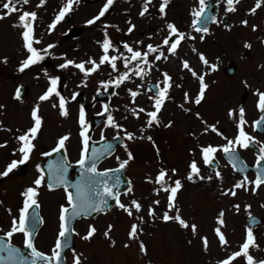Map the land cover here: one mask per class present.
Here are the masks:
<instances>
[{"label": "rangeland", "instance_id": "1", "mask_svg": "<svg viewBox=\"0 0 264 264\" xmlns=\"http://www.w3.org/2000/svg\"><path fill=\"white\" fill-rule=\"evenodd\" d=\"M65 1L45 0L41 5L39 0H28L18 5L13 0L19 11H13L0 19V105L3 106L0 107V144L9 139L19 141L17 137L34 126L35 121L31 115L33 108L38 107L37 114L41 117V126L37 131L39 137L36 138L38 147L33 149V159L21 172L15 170L17 164L9 175L0 177V232L9 231L13 218H18L25 200L22 193L28 187L35 186L33 182L39 170L37 165L46 159L44 153L57 145L61 136L68 135L64 145L72 160L77 158L83 140L79 122L81 103L86 104L82 109L87 126L95 114L102 110L98 98L108 95V84H113L116 87L115 94L109 95L113 121L122 127H114L110 122L104 123L95 130L94 138L115 135L124 137L123 144L116 148L114 156L104 165H120L122 161L128 160L129 152L132 154L127 163V174L133 186L121 201L131 208L132 214L129 215L118 205L106 214L77 222L75 248L68 252V261L72 263L75 257H79V264H218L240 250L247 235L246 224L252 214L263 219L260 221L261 226L257 227L259 241L254 247H249L248 254L256 261L264 260V186L253 191L248 184L250 181L246 182L242 176L234 173L226 161L223 162V172L217 176V172L204 163L202 154L203 146L219 147L225 142L218 137L220 132L229 138L237 136L239 130L236 131V124L239 122L240 108L246 111L244 124L251 125L259 115L254 110V103L258 97L257 92L264 91V8L253 17L241 14L231 28L218 26L207 34L205 42H201L199 35L194 34L191 23L194 18L192 13L199 8V0H170V6L163 15L159 12L161 0H150L151 8L145 17L140 16L142 18L138 16L146 0L141 3H137V0H121L122 3L115 4L103 23L90 27H86L84 22L98 11L102 0L94 5L79 1L70 23H61L52 32L49 30L50 20ZM5 2L7 0H0V13L6 11L2 8ZM132 3L137 5L131 7ZM38 6L40 17L36 16L37 22L32 24L35 29L32 46L42 58L21 71L20 65L30 53L25 47L22 35L25 29L18 16ZM126 6H129L130 11L124 10ZM243 18L249 19L244 26L241 25ZM129 22H135L138 27L129 32ZM169 22L177 23L185 33V42L174 53L175 61L171 63L166 59H155V75L153 68H150L152 73L147 72L142 75V79L130 75L131 82L120 80L132 67L129 60L131 54L128 58L124 57L125 48L120 45L121 41L127 40L134 50L139 49L143 53L148 42H153V46L162 44ZM255 24L256 30L253 27ZM74 26L82 27V32L77 38H67L65 34ZM105 35L117 46L118 54L122 56L121 61H115V69L105 62L85 75L74 65L60 67L65 60H73L76 63L85 61L87 65L84 67L87 69L89 59L99 60L104 55L102 42ZM50 44L53 47L48 48ZM246 44L250 47H246ZM199 51L207 55L210 64L217 60L222 63L220 71H211L210 66L207 67L206 76L210 75L204 78L207 97L200 109L195 98L200 88L199 73L203 74L205 68L199 64ZM158 53H152L153 60ZM149 56L151 53L147 61ZM125 60L129 62L126 64ZM44 61H49L51 65L44 66ZM184 61L188 62L189 68L183 67ZM231 62L238 66L234 75L225 72ZM165 71L170 74L171 80L162 104L164 111L157 113L158 122L149 125L150 117L147 114L155 110V98L158 95L149 90L150 79L147 78H158L156 81L164 86ZM193 71L196 76L192 75ZM52 77L58 78L55 87L60 96L66 99L67 115H61L56 92L44 100L39 99L52 87ZM18 86L26 88L22 99L15 95ZM78 92L82 93V97L75 99ZM132 92L137 95L133 97ZM141 108L144 111H140ZM229 110H232L231 116ZM199 112L203 115L202 122ZM169 121L170 126H166ZM201 123L212 124L217 131L203 134L204 125ZM245 132L250 137H257L259 145L264 148V135L262 141L252 130ZM127 133H132V138ZM19 144L20 141L0 148V172ZM246 151H243V156L252 163L253 156ZM193 161L199 169V175L193 173V178L189 180ZM162 169L166 171L163 184L156 181ZM177 179L182 186L170 202V189ZM237 184L241 186L236 187ZM47 189L43 184L39 196L43 203L44 224L39 230L36 246L41 251L52 252L56 240L60 238L58 207L67 200L65 190L51 192ZM233 190L235 195L228 194ZM133 200L140 203L139 211L132 206ZM150 208L153 215H149ZM177 211L189 226L196 225L195 233L191 227H182L174 219H162L165 212L174 217ZM221 212L223 224L218 221ZM133 223L137 225L134 238L129 236ZM89 226L95 227L96 231L93 237L84 239ZM216 228H220L227 243H220ZM105 231H108V236L104 235ZM13 237L17 243L23 242L21 232L14 233ZM202 237L207 238V248ZM141 242L145 251L140 249ZM230 264H247V260L241 253Z\"/></svg>", "mask_w": 264, "mask_h": 264}, {"label": "snow or ice", "instance_id": "2", "mask_svg": "<svg viewBox=\"0 0 264 264\" xmlns=\"http://www.w3.org/2000/svg\"><path fill=\"white\" fill-rule=\"evenodd\" d=\"M16 2H19V0H16ZM28 0H23V3H27ZM74 0H67V2L65 3V5L63 7H61V9L59 10V13L56 15L55 19L52 21V24L50 25L49 30L51 31V29L55 26V24L57 23V21L61 20L65 13L69 12L72 8ZM76 2H79V0H76ZM169 0H162V2L159 5V12L161 15L164 14L165 12V6L168 4ZM262 0H256V7H259L261 4ZM39 3L41 5H43L45 3V0H39ZM150 0H146L143 9L141 10V12L139 13L141 16H143L145 14V12L148 10V6H149ZM235 3V0H227V4L229 6V10L234 11L235 8L232 7V5ZM113 4V0H106V3H104L103 7L101 8V10L99 11L98 15L93 17L92 19H89L86 21L87 24H92L94 23L95 20L99 19L100 17L105 15V12L108 10L109 6ZM199 9L194 11L192 14L194 17H196V19L193 20V25H197L199 23V18L202 17L204 10H205V0H199ZM2 8L5 9L6 11L3 13H0V19H2L4 16L10 14L13 11H19L13 4V0H7V2L2 4ZM250 11H255V8L250 9ZM36 17V13L34 11H23L19 16H18V20L22 23L25 31L22 33L23 37H24V41H25V47L27 48L28 52L30 53V55L27 57V59H25L21 65H20V70L22 71L24 68L28 67L30 64H33L35 62H37L38 60H40L42 57L40 55V53L38 52V50L36 48H34L32 46V41H33V36H32V32H33V28H32V24H31V20H34ZM26 18H31L26 19ZM242 23H247V21H242ZM134 27V25H131L128 28V31L131 32L132 28ZM255 27V26H253ZM167 28L170 30L171 33L177 34V39L175 40V42H170V40L166 37L163 40L164 44H170L171 46L167 49L169 52L174 53L175 49L177 47V45L180 43V40H182L184 38V33L183 32H179V30L176 28V26L173 23H168L167 24ZM197 31H203V32H207L208 29L205 27L203 29L201 28H197ZM201 39H203V37H201ZM48 48L53 47V45H48ZM103 51H104V55H102L99 59V63H97V61L95 60H89V63L92 65L90 68L85 69L84 67V62H80V63H76L73 60H65V62L63 64L60 65L61 68H64L68 65H74L76 68L80 69L82 72L85 73V75H87L88 73H91L92 71H94L96 68L99 67V64H102L104 62H109L112 66L113 69L116 68V63L115 61L117 60L116 56H109L108 55V51L109 48L112 47L110 40L108 39L107 35H105V39L103 41ZM124 47L128 50V52L131 54L130 56V60L131 61H137L138 58L142 59L145 63H147V57L149 55V53H157L159 52V48L157 46H153L152 44H148L147 45V51L145 52H141L139 49L134 50L131 46H129L127 43L124 44ZM246 47H250V45L246 44ZM161 56H163V53L160 52L159 55H157L155 57V59L159 60L161 58ZM166 58V57H165ZM200 59L201 61H203L204 64H208L207 59L203 56V54H200ZM129 61L125 60V63L127 64ZM183 67L185 68H189V64L187 61L183 62ZM213 68L216 67V65H212ZM146 69H140L138 66H136V70L134 72V74L136 76H140L142 77V73L145 72ZM193 76H196L197 74L193 71L192 72ZM128 78L127 73H125L124 76L120 77V80L126 79ZM163 78H164V88L160 89L159 91V95L155 98V104H154V111L149 112L147 115L150 117V120L148 121L149 125L152 124V122H158L157 121V113L159 112L161 105L163 104V101L165 99V97L167 96V90L170 86V80L171 77L168 75V73H164L163 74ZM57 77H52L51 78V84L52 87H49L48 90L39 97L40 100H44L46 98L49 97L50 94H52L53 92H56V95L59 96V107H60V112L61 115H67V109L65 107L66 104V99L63 96H60V94L56 91V84H57ZM200 80V88H199V93L195 98V102L196 103H200V100L203 96L204 90L207 87V85L204 83V78L203 76L199 77ZM113 83H116V81H114ZM133 97H135L137 95L136 92H132L131 93ZM257 95L259 97V101H258V108L264 112V92H257ZM17 96H19V90L17 91ZM185 98L187 99V93H185ZM0 107H3L2 105H0ZM140 111H144V109H140ZM38 112V107L37 108H33L32 110V117L35 121L34 126L29 128L25 133H23L22 135L18 136L17 139L19 141L22 142L21 147L19 149V151L22 153V158L20 160H12L6 167V169L3 172H0V177L2 176H7L8 173L14 168L16 167L17 164H22L24 163V161H26L29 158V153L31 152L32 148L34 147V145L31 143V140L35 137L37 130L40 128L41 126V117L37 114ZM137 114L138 113H134ZM232 110H229V115L231 116ZM108 120L109 122L117 128L122 127L121 125L115 124V122L113 121L112 116H108ZM79 122L81 124V132L80 135L83 137V143H84V150L81 152V156L80 159L77 161V163L84 168L86 165V153H87V145H88V137L85 135L86 131H87V127H86V122L84 119V111L81 108L80 110V114H79ZM246 123V121L244 120V109L240 108L239 109V122H238V128H239V132L237 134V136L234 139H229L227 145H223V146H219L222 147L223 151L227 154H229L230 157H232L234 159V155H235V145L239 144L241 147H248V141L252 140L254 138L250 137L243 129V124ZM171 121H169V124L166 126H170ZM208 128H211L213 131H217V129L215 128L214 125H208L207 128L204 129V131H207ZM31 134V135H29ZM127 135L129 136V138H132V133H127ZM68 139V135H64L61 136L59 138V142L57 144V147L52 149L53 152L57 151L58 149L64 148V142ZM148 139H151V137H148ZM6 143V142H5ZM96 151L97 150H93V155L95 157L96 155ZM216 151V147L212 146V145H208V146H204L202 147V154H203V159H204V163L208 164L211 162L213 156L212 154ZM44 155H48V153H44ZM132 158V154L129 152L128 153V160H130ZM128 160H124L121 162L120 164V168H123L127 163ZM259 161H264V148H261V154L258 157V164L257 166H259ZM235 167V164L233 165ZM37 168H39V165H37ZM191 168V172L188 175V179L191 180L193 178V173L199 175V169L195 163V161H193L190 165ZM88 173H91V176L89 177V184L90 185H102L103 186V192L107 195V196H115L116 194L113 192L112 188L108 186V181L106 179H103V177H106L107 174L111 171L109 169H105L103 170V172H100L97 170L96 166H95V162L92 163V165L90 167H87L85 169ZM173 172H175V169H173ZM220 173L217 172V176H219ZM166 176V171L165 170H161L158 174V176L156 177V181L157 183H164V178ZM97 177H100L101 179H97ZM203 178V177H201ZM59 182L63 183L64 181L62 180V178L57 177L56 178ZM245 181H247V177H245ZM42 182V177H38L33 183L36 186H39ZM252 183H254L256 186H259L261 183H264V178H262L260 175H257L255 181H252ZM181 182L179 179H177L174 182V186L171 187L170 192L171 194L169 195L168 199L171 202L176 194L177 189H179L181 187ZM240 184H237L236 187H240ZM49 187H51V185H49ZM76 193L75 196L73 195V193L71 191H68L67 189H65L66 193H67V206L62 205L60 208V214H59V220H60V224H59V237H65L66 233L68 231L67 229V213L69 211V207L71 208L72 214L73 215H79L81 211L85 210L86 208H95V210L99 211L101 210V205L105 204L107 201L104 199L103 196L100 195L99 191H96L95 194L97 196H100V200L99 202L94 203L92 201L91 196H89L88 194H86L84 192V190L82 189V187L77 184L76 186ZM253 191H255V188L252 189ZM227 192V190H226ZM37 188L36 187H28L23 193L22 195L25 197L24 200V206L23 208L20 209L19 212V216L18 218H13L12 221V225L9 231H7L6 233H4L5 236L11 238L12 235L16 232H21L24 235V243L26 245L27 248H29L31 250V255H32V260H31V264H37V260H43L44 264H53V262H55V264H59V260H60V249L62 247V241L60 238H58L55 242V248L53 249V251L51 252V255H47L39 250L36 249L34 242L31 238V233L27 230V216H26V212L27 210L31 207V206H36L37 208L39 207L38 201L36 199L37 196ZM228 194L231 195H235V191H231ZM117 203L119 204V207L124 209L129 215L132 214L131 208H129L128 206H126L123 203H120L119 200H117ZM132 206L135 208L136 211H139L141 208L140 203H138L137 201L133 200L131 202ZM171 206V205H170ZM238 207V206H237ZM149 215H153V212L151 210V208L149 209ZM223 216V212L220 213L219 217H218V221L220 224H223L224 221L222 219ZM142 219V218H141ZM162 219L164 221H168L170 219H174L175 221H177L180 226L182 227H191V230L193 233H195L196 231V225L193 224L191 226L188 225L187 221L184 220L178 213L174 216V217H170L167 212H165L162 216ZM109 228H111V225H109ZM96 231L95 227L93 226H89V231L86 233V235L83 237L84 239H88L89 237H91L93 235V233ZM218 237H219V241L220 243L223 245L225 243H227L224 234L221 232L220 228H216L215 229ZM108 231H105L104 235L108 236ZM137 234V225L135 223L132 224L131 226V230L129 232V236L130 237H135ZM203 240V244L205 246V248H207V238L206 237H202ZM114 243V241H113ZM255 246L254 245V239H253V233L251 228H248L247 230V236H246V240L245 242L241 245L240 250L233 252L231 254V256L227 257L225 260L219 261L218 264H230V261L241 255V253H243V255L246 257L247 260V264H264V260H259L256 261L254 260V258L248 254V249L249 246ZM140 249L141 251H145V246L144 244L141 242L140 243ZM0 250H5L3 247V244H0ZM6 251L8 253V257L11 261L15 262L17 257L20 256V250L17 248L12 247L10 244L7 246ZM74 264H79V257H75L74 260Z\"/></svg>", "mask_w": 264, "mask_h": 264}, {"label": "flooded vegetation", "instance_id": "3", "mask_svg": "<svg viewBox=\"0 0 264 264\" xmlns=\"http://www.w3.org/2000/svg\"><path fill=\"white\" fill-rule=\"evenodd\" d=\"M99 1L100 0H96L93 3L97 4V3H99ZM141 1H143V0H137V3H141ZM103 2L106 3V0H102V3ZM124 2L129 3L128 1H124ZM119 3H122V1H117L116 5L119 4ZM126 3H123V4L125 5ZM249 3H252V4H251V6L249 8L246 9L245 6L248 5ZM132 4L133 5L131 7H134L135 5H137L136 3H132ZM216 6H218L219 13L216 15L214 22L210 25V27H209L207 32L199 31L200 34L206 35V34L212 32L218 26L223 27V28H231L233 25H235V21L234 20H236L237 17H240V15L244 14V13H246L248 18L256 16L259 13V11L264 8V0H262V2H261L259 7H256V0H235V3L232 5V7L235 8L234 11L229 10L228 4L225 5L224 1H222V0H211L210 2L208 1V2L205 3V9L210 8L211 12L214 11ZM101 7H103V5ZM101 7H99V8L101 9ZM113 7L114 6H111L110 10H112ZM199 7H200V5H199ZM38 8L40 9V6H38ZM125 8H126V10H129V6H126ZM253 8H255V11L254 12L250 11V9H253ZM106 14H107V12H105L104 16H106ZM138 17H140V16H138ZM142 17H145V16H142ZM142 17H140V18H142ZM248 18L241 19V25H243V26L246 25L247 23L246 24L242 23V21H247V20H249ZM133 23H135V22H129L127 25L129 26L130 24H133ZM135 27H138V25H136V23H135V26L133 28H135ZM256 29H257V25L255 24L254 30H256ZM221 64H222L221 61L218 60L217 63H216L217 68H220ZM38 137H39V135L37 134L36 138H38ZM17 143H19V141L15 140V139L3 140L2 143L0 144V148L2 146L6 147V146H9V145L11 146V145H14V144H17ZM31 143L34 145V147L32 148L31 152L29 153L30 154L29 160L28 161H24V163L21 164V166L23 168L26 167V165L29 164V161L33 159V156H32L34 154L33 149L34 148L37 149V147H38L37 146V139L36 140L32 139ZM21 144H22V142L20 141L19 146H17L14 149V152H11L12 153V157L7 161V164L3 168V171L6 169L7 165L12 160H20L22 158V153L19 151V149L21 147ZM47 152H50V151H47ZM75 163H77V162L73 161V160L70 163L68 161V165L69 166L72 165L71 169L76 174V171H77L78 168L73 167V164H75ZM39 169H40V165H39ZM17 171H20V169H18ZM38 173H39V170H38ZM40 173H41V169H40ZM72 176H75V175L72 174ZM256 219H257V217H254V219H253V223L256 224V226H254V234L258 238L259 237V233H258V230H257Z\"/></svg>", "mask_w": 264, "mask_h": 264}, {"label": "water", "instance_id": "4", "mask_svg": "<svg viewBox=\"0 0 264 264\" xmlns=\"http://www.w3.org/2000/svg\"><path fill=\"white\" fill-rule=\"evenodd\" d=\"M25 91H26V90H25ZM103 116H104V115H103ZM101 118H102V116H98V117H96L95 120L91 122V127H90V128L93 129L94 126H96V125L98 124V122L100 121Z\"/></svg>", "mask_w": 264, "mask_h": 264}, {"label": "bare ground", "instance_id": "5", "mask_svg": "<svg viewBox=\"0 0 264 264\" xmlns=\"http://www.w3.org/2000/svg\"><path fill=\"white\" fill-rule=\"evenodd\" d=\"M204 101H205V99H204ZM204 101H203V102H204ZM203 102H202V103H203Z\"/></svg>", "mask_w": 264, "mask_h": 264}]
</instances>
